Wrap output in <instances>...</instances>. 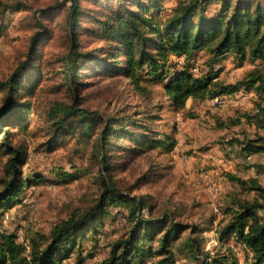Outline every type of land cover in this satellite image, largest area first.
I'll return each mask as SVG.
<instances>
[{"label":"trees","instance_id":"obj_1","mask_svg":"<svg viewBox=\"0 0 264 264\" xmlns=\"http://www.w3.org/2000/svg\"><path fill=\"white\" fill-rule=\"evenodd\" d=\"M213 2L218 6L209 12ZM24 8L21 1L0 0V12ZM48 8L65 10L56 22L65 33V52L45 58L37 51L43 38H51L47 22L37 20L24 58L0 79V264H68L65 260L72 256L70 264H83V241L96 239L115 207L126 211L127 227L108 243L107 253L95 264H147L148 259L150 264H173L177 256L191 264H264V184L255 177L229 175L254 195L236 198L224 208L225 215L214 228L218 246L209 251L201 236L204 228L185 222L170 205L155 212L153 196L123 192L122 180L116 176L137 156L153 150L167 153L175 143L171 133L156 137L151 125L156 117L149 106L152 90L147 85L160 84L176 111L188 99H213L241 88L253 89L264 100V0H177L165 14L162 0H63ZM84 20L90 24L83 25ZM91 42L96 46L84 49ZM199 53L206 67L203 73L194 74L189 65L170 70V55L183 56L188 63ZM226 55L238 63H259L240 79L226 83L214 71ZM89 76L110 77L114 84L118 78L126 79L145 99V108L134 114L90 107L82 92L91 85ZM46 77H56L52 89H63L69 100L40 98L41 80ZM32 121L44 123L40 127L51 147L64 139H88L83 146L88 163L79 171L89 174L94 188L82 206L48 232L31 233L25 244L2 229L1 218L20 202L27 185L43 180L33 175L29 181L22 172L27 147L16 135ZM242 144V152H264V138ZM259 170L264 172V165ZM141 175L144 181L158 174L152 164ZM137 180L127 188L133 189ZM229 239L240 245L242 262Z\"/></svg>","mask_w":264,"mask_h":264},{"label":"rangeland","instance_id":"obj_2","mask_svg":"<svg viewBox=\"0 0 264 264\" xmlns=\"http://www.w3.org/2000/svg\"><path fill=\"white\" fill-rule=\"evenodd\" d=\"M1 1H21L26 8L0 12V79H4L18 61L24 58L28 38L37 20L47 22L51 30V38H43L37 51L42 52L45 58L65 52V33L56 25L65 16V10L48 8L63 0ZM176 1L162 0L164 14L169 12ZM217 6L211 3L209 12H213ZM82 24H90V21L84 20ZM92 46L96 44L91 42L84 49ZM201 54L188 63L183 56L170 55V70L189 65L194 74L203 73L206 67L201 63ZM47 62L53 69L57 68L53 61ZM258 63L257 60L238 63L231 55H226L214 65V71L226 83H233ZM86 80L91 85L82 92L85 94V102L92 108L103 112L127 110L129 113L145 108V99L124 78H118L115 84L110 77L101 80L99 76H89ZM57 81L56 77L43 78L39 89L40 98L69 100L63 89L57 92L52 89ZM147 86L152 90L149 106L156 117L151 124L157 131L156 137L171 133L175 143L169 152L150 151L137 156L126 170L119 171L116 176L123 181L120 182L121 189L131 195L150 194L156 200L157 213L161 212V206L170 205L171 211L178 213L185 222L204 228L201 235L205 240L204 248L213 251L218 246L214 228L225 215L224 208L236 198H251L254 195V192L244 190L231 180L229 175L242 179L255 177L264 184V172L259 170V166L264 165V152L247 153L240 149L246 139L264 138V100L259 99L253 89L241 88L215 97L217 100L188 99L185 107L176 111L172 110L160 84ZM1 96L2 93L0 99ZM259 108L263 109L258 111ZM43 125L32 121L16 135L27 147L22 165L23 177L30 181L33 175H41L43 180L27 185L20 202L1 218L2 229L14 233L17 240L25 244L31 233L48 232L55 223L67 218L74 208L82 206L94 188L89 174L79 171L88 163L83 148L88 139L84 136L64 139L51 147L50 139L40 127ZM152 164L158 175L140 180L143 177L141 174L147 173ZM135 179L139 183L133 189L127 188ZM111 214L112 217L105 220L95 240L87 238L83 241V264L97 263L107 253L108 243L125 231L126 211L115 207ZM206 219L208 223L204 224ZM228 244L242 262L244 253L240 245L232 239L228 240ZM73 260L72 256L65 262L70 264ZM150 263L151 259H148L147 264ZM173 264L191 263L177 256Z\"/></svg>","mask_w":264,"mask_h":264},{"label":"built area","instance_id":"obj_3","mask_svg":"<svg viewBox=\"0 0 264 264\" xmlns=\"http://www.w3.org/2000/svg\"><path fill=\"white\" fill-rule=\"evenodd\" d=\"M215 100H217V98H214Z\"/></svg>","mask_w":264,"mask_h":264}]
</instances>
